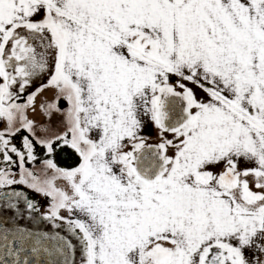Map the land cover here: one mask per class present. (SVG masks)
<instances>
[{
	"label": "snow or ice",
	"instance_id": "1",
	"mask_svg": "<svg viewBox=\"0 0 264 264\" xmlns=\"http://www.w3.org/2000/svg\"><path fill=\"white\" fill-rule=\"evenodd\" d=\"M0 121V264H264V0H0Z\"/></svg>",
	"mask_w": 264,
	"mask_h": 264
},
{
	"label": "flooded vegetation",
	"instance_id": "2",
	"mask_svg": "<svg viewBox=\"0 0 264 264\" xmlns=\"http://www.w3.org/2000/svg\"><path fill=\"white\" fill-rule=\"evenodd\" d=\"M22 134H27V133H26V132H23ZM38 148H39V146H38ZM37 154L40 155V156L43 155V153H42L41 151H38ZM14 159H15V157H14ZM56 159H57V163H58V165L61 166V167L75 166V159H76V158H75L74 156H73V158H72L71 160L64 159L62 156H59V157H57ZM0 166H2V165H0ZM26 166H27V167H30V168H33V170L36 171L37 173H39L40 175H42V178H43V176H44L43 172L40 173L39 171H37V170L35 169L37 166L42 167V164H41V163L37 162V163H35V164H27ZM13 170L16 171L17 173H18V171H19L18 167H17V168H14ZM17 178H18V176H17ZM62 183H63L62 181H57V185H58V186H61ZM13 187H15L17 190H23V191H25L26 194H27L30 198H32V199H34L35 201H37V203L39 204V206H40V208H41V211L46 210L50 198L45 197V196H43L42 194L37 193V192H35L34 190L29 189V188H27V187L24 186V185H17V186H13Z\"/></svg>",
	"mask_w": 264,
	"mask_h": 264
},
{
	"label": "crops",
	"instance_id": "3",
	"mask_svg": "<svg viewBox=\"0 0 264 264\" xmlns=\"http://www.w3.org/2000/svg\"><path fill=\"white\" fill-rule=\"evenodd\" d=\"M198 94H202V93H198ZM51 95H52L51 91H46L43 96L37 99V106L39 105L40 100L44 98V96L51 97ZM20 102H23V101H20ZM29 118L36 120L38 123L46 120V117L43 116L42 112L39 110V107H37V111L35 113H33L31 109L29 110ZM3 127H4V123L0 121V129H2ZM35 169L39 171L40 173H42V167L37 166ZM41 178H42V175H41Z\"/></svg>",
	"mask_w": 264,
	"mask_h": 264
}]
</instances>
